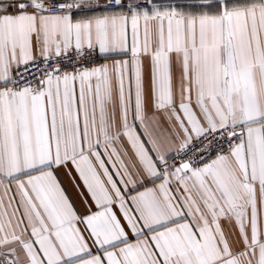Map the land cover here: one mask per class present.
I'll return each mask as SVG.
<instances>
[{
	"label": "snow or ice",
	"instance_id": "obj_1",
	"mask_svg": "<svg viewBox=\"0 0 264 264\" xmlns=\"http://www.w3.org/2000/svg\"><path fill=\"white\" fill-rule=\"evenodd\" d=\"M0 264H264V0H0Z\"/></svg>",
	"mask_w": 264,
	"mask_h": 264
}]
</instances>
